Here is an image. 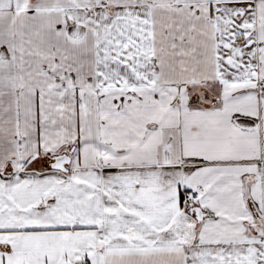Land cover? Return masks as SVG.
Returning a JSON list of instances; mask_svg holds the SVG:
<instances>
[{"label": "snow or ice", "instance_id": "obj_1", "mask_svg": "<svg viewBox=\"0 0 264 264\" xmlns=\"http://www.w3.org/2000/svg\"><path fill=\"white\" fill-rule=\"evenodd\" d=\"M0 264H264V0H0Z\"/></svg>", "mask_w": 264, "mask_h": 264}]
</instances>
